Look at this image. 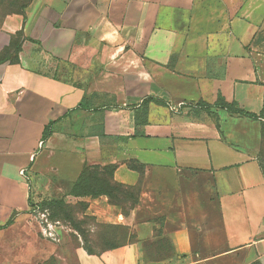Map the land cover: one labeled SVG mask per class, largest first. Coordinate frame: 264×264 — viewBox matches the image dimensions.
<instances>
[{"label":"crops","instance_id":"obj_1","mask_svg":"<svg viewBox=\"0 0 264 264\" xmlns=\"http://www.w3.org/2000/svg\"><path fill=\"white\" fill-rule=\"evenodd\" d=\"M263 144L264 0H31L0 24V264H264ZM108 166L134 203L71 192ZM53 195L46 252L28 210Z\"/></svg>","mask_w":264,"mask_h":264},{"label":"trees","instance_id":"obj_2","mask_svg":"<svg viewBox=\"0 0 264 264\" xmlns=\"http://www.w3.org/2000/svg\"><path fill=\"white\" fill-rule=\"evenodd\" d=\"M31 0H27L25 4L13 14H20ZM128 167L132 170L142 172L144 167L136 163H130ZM114 168L111 166L98 168V167H86L83 169L78 181L72 186L71 192L74 195L89 196L92 198L100 195L106 196L110 203L120 204L125 200L133 201L134 193L133 189L126 188L122 185L116 184L112 180ZM134 203V202H132ZM41 207L46 208L50 212V218L52 220H60L62 222L68 221L71 217V212L64 204L63 200H51L42 204ZM63 208L68 212V217H54L57 208ZM70 221V220H69ZM71 225L77 227L75 223L70 221Z\"/></svg>","mask_w":264,"mask_h":264},{"label":"rangeland","instance_id":"obj_3","mask_svg":"<svg viewBox=\"0 0 264 264\" xmlns=\"http://www.w3.org/2000/svg\"><path fill=\"white\" fill-rule=\"evenodd\" d=\"M26 1L27 0H0V24L2 23V21L5 17H7L8 15H12L14 12H17L18 10H20V8L23 6V4H25ZM261 163H262V167L264 168V144H263V149H262V154H261ZM207 199L208 198L204 197V196L200 197L202 204H205L204 201H207ZM46 200H48V197L46 198ZM46 200H44V201H46ZM51 200H60V199H59V197L53 195ZM216 215H217V221L215 224V230L213 231V236H211V237L214 238V240L217 242V244H218L217 248H218V250H220L221 249L220 243L223 240V232L221 229V223L219 222L218 213ZM63 216L68 217V212L65 209H63L62 207L57 208L54 217L56 218V217H63ZM40 241L41 242L39 243V247L42 248L43 250H45L46 252L51 251L52 248L55 247V245H53L50 242H46L41 237H40ZM26 257L27 258L25 260V264H37V263L49 264L48 261H43V260L35 261L34 259H32L33 256L31 255V253L26 255ZM73 264H77L76 261H73Z\"/></svg>","mask_w":264,"mask_h":264},{"label":"built area","instance_id":"obj_4","mask_svg":"<svg viewBox=\"0 0 264 264\" xmlns=\"http://www.w3.org/2000/svg\"><path fill=\"white\" fill-rule=\"evenodd\" d=\"M183 104H179L178 107H182ZM30 225H34L41 238L48 242L59 243L60 233L64 231L65 226L56 220L50 218V212L48 209L41 207L40 205H32L28 210Z\"/></svg>","mask_w":264,"mask_h":264}]
</instances>
